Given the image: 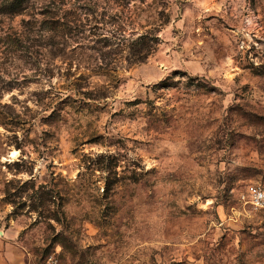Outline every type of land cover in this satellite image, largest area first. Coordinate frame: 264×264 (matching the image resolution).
<instances>
[{
	"label": "rangeland",
	"instance_id": "1",
	"mask_svg": "<svg viewBox=\"0 0 264 264\" xmlns=\"http://www.w3.org/2000/svg\"><path fill=\"white\" fill-rule=\"evenodd\" d=\"M12 1L0 264H264V0Z\"/></svg>",
	"mask_w": 264,
	"mask_h": 264
},
{
	"label": "built area",
	"instance_id": "2",
	"mask_svg": "<svg viewBox=\"0 0 264 264\" xmlns=\"http://www.w3.org/2000/svg\"><path fill=\"white\" fill-rule=\"evenodd\" d=\"M244 202L255 208L264 209V177L255 179L244 185L240 192ZM38 264H67L53 255H48Z\"/></svg>",
	"mask_w": 264,
	"mask_h": 264
},
{
	"label": "trees",
	"instance_id": "3",
	"mask_svg": "<svg viewBox=\"0 0 264 264\" xmlns=\"http://www.w3.org/2000/svg\"><path fill=\"white\" fill-rule=\"evenodd\" d=\"M18 1H20V0H13L12 1V4L13 3L17 4ZM142 38H144L143 34L139 36V39H142ZM150 49L151 48L148 46V48H146L145 52H143L141 54H139V52H138V51H141V49H139L138 51H136V53H137V56H136L137 59L141 60V57L147 56V54L150 53V51H151Z\"/></svg>",
	"mask_w": 264,
	"mask_h": 264
}]
</instances>
